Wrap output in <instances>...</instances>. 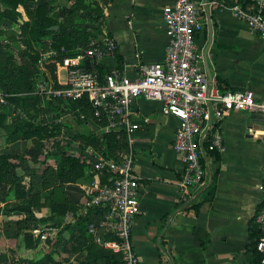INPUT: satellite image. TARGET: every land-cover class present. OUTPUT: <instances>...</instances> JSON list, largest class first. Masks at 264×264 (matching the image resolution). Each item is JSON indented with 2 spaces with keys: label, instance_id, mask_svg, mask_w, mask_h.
<instances>
[{
  "label": "crops",
  "instance_id": "obj_1",
  "mask_svg": "<svg viewBox=\"0 0 264 264\" xmlns=\"http://www.w3.org/2000/svg\"><path fill=\"white\" fill-rule=\"evenodd\" d=\"M57 1L60 20L73 11L93 21L99 6L102 21H93L101 26L99 34L108 31L119 45L117 57L104 60L105 68L122 65L134 76L139 70L136 65L163 60L168 44L163 9L175 0H87L90 9L79 11L72 8L75 0ZM222 1L229 5L233 0ZM36 5L25 2L17 9L26 13ZM205 21L196 43L203 67L206 70L207 58L211 68V82L221 88L250 89L257 100L264 101V38L235 18L228 7L214 8ZM44 45L40 56L55 49L51 40ZM42 105L41 118L51 128L57 127L55 136L42 140L9 137L0 129V154H19L11 159L8 182L0 184V264L87 262L84 247L88 241L79 237L76 219L85 211L83 188L92 178L93 159L100 151L79 135L100 134V128L91 117L79 120L75 114L66 115L49 98H42ZM7 106L0 104V113ZM131 108L138 112L141 125L134 133L141 211L132 231L139 264H257L252 244L264 198V114L235 110L225 117L220 160H206L204 184L184 197L179 187L184 163L172 149L178 118L165 112L158 100L136 98ZM56 113L65 117L59 120ZM12 121L9 114L6 125ZM13 137L42 142L44 162L32 168L29 153L11 148ZM56 141L68 144V152L85 160L88 167L82 177L52 193L44 180L48 169H57L62 161L60 155L50 153ZM65 198L76 209L66 207ZM31 199L37 201L33 211L46 219L44 224L17 208ZM43 233L46 238H41Z\"/></svg>",
  "mask_w": 264,
  "mask_h": 264
},
{
  "label": "built area",
  "instance_id": "obj_2",
  "mask_svg": "<svg viewBox=\"0 0 264 264\" xmlns=\"http://www.w3.org/2000/svg\"><path fill=\"white\" fill-rule=\"evenodd\" d=\"M228 7L232 15L245 22L264 38V0H175L163 9L168 44L163 60L138 64L130 76L124 66L116 65L102 73L105 59H115L119 51L116 39L103 31L77 53L58 58L66 49H51L38 58L34 93L49 98L66 115H74L66 107L71 101L87 98L94 118L103 120L101 131H117L125 145L116 157L98 154L92 163V178L84 186V210L103 209V214L90 220L88 234L103 248L121 255L124 264H139L132 231L141 211L139 176L134 154V133L140 128L138 112L131 103L136 98L158 100L163 110L178 118L172 149L184 163L179 187L184 197L204 184L207 159L213 152L224 150L222 121L235 110L264 114V101L257 100L250 89L221 88L209 80L202 65V53L196 36L205 25L206 16L214 8ZM90 59V65L86 60ZM55 64V75L49 65ZM7 94L0 90V104L8 105ZM59 120L65 116L54 114ZM82 119L86 115L81 114ZM148 122L147 118L143 119ZM259 235L256 251L259 264H264V198L256 216ZM39 230H36L37 233ZM46 238V234H41Z\"/></svg>",
  "mask_w": 264,
  "mask_h": 264
},
{
  "label": "trees",
  "instance_id": "obj_3",
  "mask_svg": "<svg viewBox=\"0 0 264 264\" xmlns=\"http://www.w3.org/2000/svg\"><path fill=\"white\" fill-rule=\"evenodd\" d=\"M25 2L37 3L33 9L27 8V13L30 17L29 21L23 20L21 12L17 10L19 5ZM57 2V0H0V3L4 5L3 8H0V25L5 21L20 24L25 35L23 36V41L34 49L33 54L27 51L21 53L23 61L21 64H16L10 60V62L6 61L0 65V90L7 94H15L7 97L9 106L4 108L0 113V129L4 133H7L9 137L20 135L26 139L37 137L39 140H42L45 137L50 138L55 136L57 133V127L51 128L50 124L45 123L41 118L43 108L42 98L33 92L34 78L38 72L37 61L40 56V53L34 48L35 43L44 44L47 40H51L53 48L60 50L61 47H64L66 52L60 53L58 56V58H61L65 55L76 54L78 46L86 45L101 32L99 26L96 27L95 31L82 27L81 19H86V14H77L70 11L66 12L63 20H60L58 10L60 5ZM90 6L92 4H89L87 0H75L72 8L76 11L81 9L89 10ZM94 11L91 18L94 22L100 23L102 21L101 9L97 6ZM53 26H58V30L51 29ZM49 68L52 75H55V64H50ZM108 69L101 68L100 71L104 73ZM12 87L16 88L15 92L9 90ZM66 107L72 109L79 120L91 117L98 126L105 125L103 120L94 118L93 108L87 98L71 101ZM9 114L12 115L13 121L11 125H6V119ZM81 114L86 115V118L82 119L80 117ZM79 136L94 144L100 153L111 158H115L117 151L126 143L124 137L119 132L113 130L104 132L100 129V134L91 133L88 136ZM67 146L68 144L56 141L50 147V153L52 155H60L62 159L57 169H48L44 180L47 187H52V193L58 192L64 183L75 181L82 177L88 167L85 160L70 154ZM213 155L216 160H220L219 152H213ZM16 157H19V154L15 152L0 154V184L8 182L12 168L11 159ZM214 184L215 179L213 187ZM2 201L3 198L0 196V205ZM63 203L68 208L76 209V206L74 207L66 198L63 200ZM35 204H37V201L31 199L28 204L20 205L17 208L25 211L30 218L32 217L41 224H44L46 219L38 217L33 211ZM195 208L198 210L197 206ZM102 214L103 209H91L83 211L76 219V223L79 226V237L88 241L84 247L87 262L80 264H102L100 263L101 260L104 262L103 264H124L120 254L96 244L88 234L87 226L90 220ZM258 235L259 228L256 223L252 249L257 264H259V257L255 246Z\"/></svg>",
  "mask_w": 264,
  "mask_h": 264
},
{
  "label": "rangeland",
  "instance_id": "obj_4",
  "mask_svg": "<svg viewBox=\"0 0 264 264\" xmlns=\"http://www.w3.org/2000/svg\"><path fill=\"white\" fill-rule=\"evenodd\" d=\"M3 6H4L3 3H0V8H3ZM21 15L23 20L29 21L30 17L27 12L24 13L22 11ZM81 22H82V27L89 30L95 31L97 26L101 28L100 25H97V23H94L93 21H91V19L88 18L84 20L81 19ZM23 32L24 30H22L20 24L18 23L11 21H5L1 23L0 65L4 64L6 61L10 62V60H12V62H15L16 64H21L23 62L21 53L25 51L31 54L34 53V49L23 41L24 40L23 36H25ZM34 48L40 53L45 48V45L36 42ZM34 82H35V78H34ZM15 89H16L15 87H12L9 90L15 92ZM34 91H35V86H34ZM11 143H12L11 148L13 147L22 148L24 153H29L28 158L32 164V168L35 167L37 168L40 165V163L44 162L45 158L47 157L44 151V144L38 141V139H34L33 141H28L25 139L13 137ZM4 150L6 149L4 148Z\"/></svg>",
  "mask_w": 264,
  "mask_h": 264
},
{
  "label": "water",
  "instance_id": "obj_5",
  "mask_svg": "<svg viewBox=\"0 0 264 264\" xmlns=\"http://www.w3.org/2000/svg\"><path fill=\"white\" fill-rule=\"evenodd\" d=\"M58 26H53L51 29H55V30H58ZM86 63L87 65H90V59H87L86 60ZM206 70H207V74H208V77H209V80L212 81V71H211V68L209 67L208 63H207V58H206Z\"/></svg>",
  "mask_w": 264,
  "mask_h": 264
}]
</instances>
